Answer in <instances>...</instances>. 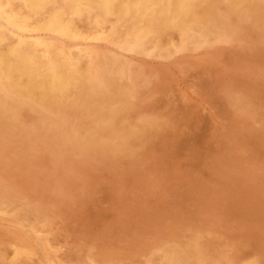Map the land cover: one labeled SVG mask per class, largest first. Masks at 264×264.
<instances>
[{
    "label": "rangeland",
    "instance_id": "rangeland-1",
    "mask_svg": "<svg viewBox=\"0 0 264 264\" xmlns=\"http://www.w3.org/2000/svg\"><path fill=\"white\" fill-rule=\"evenodd\" d=\"M126 1L122 18L70 15L75 38L9 35L98 85L72 83L59 105L33 95L0 128V264H264V0H194L183 27L172 9L162 27L157 6L138 21Z\"/></svg>",
    "mask_w": 264,
    "mask_h": 264
},
{
    "label": "bare ground",
    "instance_id": "bare-ground-1",
    "mask_svg": "<svg viewBox=\"0 0 264 264\" xmlns=\"http://www.w3.org/2000/svg\"><path fill=\"white\" fill-rule=\"evenodd\" d=\"M194 0H130V6L132 9V13L131 14H138V21H140L139 17L140 16H145L146 11L148 10L149 7L151 6H157L158 9L156 10V15L155 17L159 18L161 20V24L162 27H165V25H167V23L171 20V16H169V13L171 12L172 9V14L179 17L180 19V25L183 27L184 25H186V23H188V16H187V10L184 9L189 3L193 2ZM234 1H242V0H234ZM203 8V7H202ZM251 8V7H250ZM128 9V4L126 0H0V19L4 22L5 24V30L8 31V35L6 34L5 31H0V128H3L6 124H12L10 123L13 120V110L15 109V107L17 106V104L20 103H25L28 102L30 100L31 97H33V95L38 94L39 96H43L44 100H46L49 103H55L57 105L60 104L61 101L64 100L65 94L68 91L69 87L72 85V83L74 82H78L81 83L82 85H86L88 88L92 89L95 88L96 86V79L94 76L92 75H88L87 73H85L84 71H82L81 69L82 66L80 64V62H77L76 66L70 71L68 69L67 63L65 61H61V60H57L54 59L52 62V65H48L47 62H45V54L47 53V51L44 49L42 51L41 55H37L36 53H31L28 49L25 50L22 48H17L14 44H12L10 42V38L9 35L14 32V33H23V32H38V31H45V32H52V33H61V32H66V35L70 38H75L77 35V25L76 23H70L67 21L68 17L70 15H74V16H78L80 15V18H82V20L85 22H90L93 20H100L103 17L107 16V15H111V16H116V17H123L124 14L126 13ZM252 9V8H251ZM130 14V15H131ZM211 14V13H210ZM153 15V16H154ZM150 16V15H149ZM190 17V14H189ZM111 19V18H110ZM194 19L196 20V22L198 24H202L204 22V16L202 15L201 12H199L198 10L195 11V16ZM153 20V19H152ZM206 20V19H205ZM77 21V20H76ZM75 21V22H76ZM81 21V20H80ZM112 21V20H110ZM126 21V20H125ZM134 21V20H133ZM132 21V22H133ZM130 22V21H129ZM146 23V22H145ZM221 23V22H220ZM83 24V23H82ZM81 24V25H82ZM127 24V21L126 23ZM159 24V25H161ZM120 25V24H119ZM128 25H130L128 23ZM133 25V23H132ZM131 25V26H132ZM136 25V24H135ZM144 25V24H143ZM197 25V24H196ZM79 26V25H78ZM89 26V24H88ZM114 26V25H112ZM125 26V25H124ZM127 26V25H126ZM194 26V25H193ZM80 27V26H79ZM108 27V26H107ZM122 27V26H121ZM106 28V27H105ZM155 28V27H154ZM121 29V28H119ZM130 29V27L128 28ZM157 29V28H156ZM189 29V28H188ZM224 29V28H223ZM247 29V28H246ZM80 30V29H79ZM82 30V29H81ZM116 30V29H113ZM112 30V31H113ZM148 29H146L147 31ZM186 30V29H185ZM87 31V30H86ZM129 31V30H128ZM143 31V30H142ZM150 31V29H149ZM158 31V30H157ZM161 31V30H160ZM171 31V30H170ZM248 31V30H247ZM108 32V31H107ZM106 32V33H107ZM116 34L118 33V31H115ZM127 33V31H125ZM176 32V31H173ZM185 32V31H184ZM251 32V31H250ZM96 33V32H95ZM113 33V32H112ZM182 33V32H181ZM82 34V33H81ZM94 34V33H93ZM110 34V33H109ZM120 34V33H118ZM129 34V32H128ZM133 34V33H132ZM167 34V32H166ZM174 34V33H172ZM245 34V33H244ZM254 34V32H252V35ZM125 35V34H124ZM145 35V34H144ZM158 35V34H157ZM247 35V34H246ZM245 35V36H246ZM249 35V34H248ZM251 35V34H250ZM249 35V36H250ZM251 35V36H252ZM260 35V34H259ZM165 36V34H164ZM244 36V35H243ZM242 36V37H243ZM19 37V36H18ZM79 37V36H78ZM110 37V36H109ZM115 37V36H114ZM119 37V36H118ZM151 38V36H149ZM156 37V36H155ZM154 37V38H155ZM158 37V36H157ZM160 37V36H159ZM166 37V36H165ZM171 37V36H170ZM174 37V36H172ZM14 38V37H13ZM67 38V37H66ZM93 38V37H92ZM103 38V37H102ZM121 38V37H120ZM149 38V39H150ZM164 37L162 36V39ZM188 38V37H187ZM198 38V37H197ZM258 38V37H257ZM17 39V38H16ZM106 39V38H105ZM119 39V38H118ZM117 39V40H118ZM131 39V38H130ZM175 39V38H174ZM173 39V40H174ZM252 39V38H250ZM12 41V39H11ZM14 41V40H13ZM98 41V40H97ZM160 41V40H159ZM163 41V40H162ZM161 41V42H162ZM165 41V40H164ZM167 41V40H166ZM169 41V40H168ZM177 41V40H176ZM254 41V40H252ZM256 41V40H255ZM258 41V40H257ZM103 42V41H102ZM108 42V41H107ZM121 42V41H120ZM119 42V43H120ZM132 42V41H131ZM152 42V41H151ZM160 42V43H161ZM15 43V42H14ZM83 43V42H82ZM86 43V42H84ZM154 43V42H153ZM152 43V44H153ZM80 44V43H79ZM105 44V43H104ZM175 44V42H174ZM99 45V44H98ZM163 45V44H162ZM32 46V45H30ZM165 46V45H164ZM163 46V47H164ZM168 46V44H167ZM39 47V46H38ZM85 47V46H84ZM103 47V46H102ZM166 47V46H165ZM164 47V48H165ZM86 48V47H85ZM101 48V47H100ZM50 49V48H49ZM131 49V48H130ZM159 49V47H158ZM167 49V48H165ZM169 49V46H168ZM98 50V49H97ZM172 50V49H171ZM54 51V50H53ZM38 52V51H37ZM40 52V51H39ZM52 53V52H51ZM84 53V52H83ZM76 54H78L76 52ZM104 54V53H103ZM54 55V54H53ZM75 57V56H74ZM79 57V56H78ZM82 57V56H81ZM54 58V57H53ZM87 58V57H86ZM84 58V59H86ZM83 59V58H82ZM79 59V60H82ZM101 58H99L100 60ZM76 61V60H75ZM74 61V62H75ZM103 61V60H102ZM110 61V60H109ZM108 61V62H109ZM113 61V60H112ZM89 62V61H88ZM99 62V61H98ZM97 62V63H98ZM105 64L108 65V63H106V61H104ZM87 63V60H86ZM104 64V63H103ZM85 65V64H84ZM83 65V66H84ZM110 66V64H109ZM104 67V65H103ZM112 67V66H111ZM85 68V67H84ZM89 68V67H88ZM109 68V67H108ZM108 68H105L108 69ZM111 70V69H110ZM103 71V70H102ZM114 71V69H113ZM99 72V71H98ZM136 72V71H135ZM90 74V73H89ZM106 74V73H105ZM104 74V75H105ZM113 74V72H112ZM133 75V73H132ZM98 77V76H97ZM114 77V76H113ZM103 78V77H102ZM115 78V77H114ZM141 78V77H140ZM106 79V78H105ZM137 80H139L137 78ZM135 81V80H134ZM142 81V79H141ZM100 82V81H99ZM102 82V81H101ZM104 82V81H103ZM137 82V81H136ZM153 83V82H152ZM134 85L136 83H133ZM98 85V84H97ZM111 85V84H110ZM113 85H115L113 83ZM80 86V85H79ZM78 86V88H79ZM108 86V85H107ZM86 87V88H87ZM137 87V86H136ZM146 87V86H145ZM80 89V88H79ZM82 89V88H81ZM109 89V88H108ZM75 90V89H74ZM106 90V89H105ZM145 90V89H144ZM96 91V90H94ZM141 91V90H140ZM139 91V92H140ZM104 92V91H103ZM106 92V91H105ZM112 92V91H111ZM115 92V91H114ZM117 92V91H116ZM115 92V93H116ZM143 92V91H141ZM78 93V92H77ZM81 93V92H80ZM87 93V92H86ZM84 93V94H86ZM118 93V92H117ZM73 94V93H72ZM93 94V93H92ZM97 95V93H95ZM108 94V93H107ZM110 94V93H109ZM142 94V93H141ZM144 94V93H143ZM89 95V94H87ZM95 95V96H96ZM119 95V94H118ZM38 96V97H39ZM94 96V97H95ZM98 96V95H97ZM107 96V95H106ZM114 96V95H113ZM75 97V96H74ZM82 97H84L82 95ZM91 97V96H89ZM93 97V96H92ZM108 97V96H107ZM124 97V96H122ZM42 98V97H41ZM73 99V98H72ZM103 99V98H102ZM106 99V98H104ZM229 99V98H228ZM53 102H52V101ZM70 100V99H69ZM74 100V99H73ZM126 100V99H125ZM155 100V99H154ZM230 100V99H229ZM68 101V100H67ZM80 101V100H79ZM86 101V100H85ZM106 101V100H104ZM111 101V100H110ZM31 102V101H30ZM66 102V101H65ZM95 102V101H92ZM242 102V101H241ZM43 103V102H42ZM85 103V102H84ZM102 103V102H101ZM133 103V101H132ZM231 102H229L230 104ZM246 103V102H245ZM32 104V103H31ZM71 104V103H70ZM74 104V103H73ZM86 104V103H85ZM95 104V103H94ZM104 104V103H103ZM106 104V102H105ZM110 104L107 103V105ZM120 104V103H119ZM44 105V104H43ZM101 105V104H100ZM106 105V106H107ZM111 105V104H110ZM115 105V104H114ZM121 105V104H120ZM65 106V105H64ZM75 106V105H74ZM73 106V107H74ZM82 106V105H81ZM96 106V105H95ZM132 106V105H130ZM129 106V107H130ZM150 106V105H149ZM29 107V106H28ZM54 110H55V105L53 106ZM57 107V106H56ZM59 107V106H58ZM86 107V106H85ZM102 107V106H101ZM100 107V108H101ZM108 107V106H107ZM258 107V106H257ZM25 108V107H24ZM27 108V107H26ZM82 108V107H81ZM84 108V107H83ZM99 108V107H98ZM97 108V109H98ZM109 108V107H108ZM107 108V109H108ZM29 109V108H28ZM64 109V108H63ZM62 109V110H63ZM80 109V108H79ZM86 109V108H85ZM91 109V108H89ZM116 109V107H115ZM24 110V109H23ZM53 110V109H52ZM105 110V109H104ZM114 110V108H113ZM128 110V109H127ZM133 110V109H132ZM36 111V110H35ZM38 111V110H37ZM89 111V110H88ZM109 110H106L105 112H107ZM112 111V110H111ZM121 111V110H120ZM123 111V110H122ZM121 111V112H122ZM131 111V110H130ZM256 111V110H254ZM17 112V111H16ZM84 112V111H83ZM92 112V111H89ZM103 112V111H102ZM133 112V111H132ZM253 112V111H251ZM29 113V112H28ZM100 113V111H99ZM129 113V112H128ZM127 113V114H128ZM255 113V112H253ZM257 113V111H256ZM16 114V113H15ZM14 114V115H15ZM35 114V112H34ZM42 114V113H41ZM107 114V113H106ZM123 114V113H122ZM25 115V114H24ZM81 115V114H80ZM126 115V114H125ZM135 115V114H134ZM256 115V114H255ZM63 116V115H62ZM91 116V115H90ZM108 116V114H107ZM124 116V115H122ZM130 116V115H129ZM42 118V116H41ZM139 118V116H138ZM24 119V118H23ZM94 119V118H93ZM91 119V122H93ZM120 119V118H119ZM134 119V118H133ZM137 119V118H136ZM251 119V118H250ZM43 120V119H40ZM61 120V118H60ZM96 120V119H95ZM94 120V121H95ZM111 120V118H110ZM29 121V120H28ZM80 121V120H79ZM105 121V120H103ZM118 121V120H117ZM121 121V120H120ZM123 121V120H122ZM136 121V120H135ZM247 121V120H246ZM99 122V121H98ZM130 122V121H129ZM139 122V121H138ZM27 123V122H26ZM67 123V121H66ZM72 122H69V124H71ZM108 123V122H107ZM111 123V122H110ZM118 123V122H117ZM136 123V122H135ZM28 124V123H27ZM37 124L36 122L34 123V125ZM81 124V123H80ZM88 124V123H87ZM99 124V123H98ZM130 124V123H128ZM126 124V125H128ZM40 124H38L39 126ZM102 125V124H101ZM106 125V124H105ZM109 125V124H108ZM119 125V124H118ZM134 125V124H133ZM137 125V123H136ZM144 125V124H143ZM8 126V125H6ZM26 126V125H25ZM41 126V125H40ZM67 126V125H66ZM76 126V125H75ZM94 126V125H93ZM104 126V125H103ZM127 127V126H125ZM139 127V126H138ZM7 128V127H6ZM38 128V127H37ZM37 128L35 127V129L37 130ZM77 128V127H76ZM75 128V129H76ZM79 128V127H78ZM100 128V127H99ZM104 128V127H103ZM116 128V127H114ZM128 128V127H127ZM143 128V127H141ZM148 128V126H147ZM80 129V128H79ZM105 129V128H104ZM119 129V128H118ZM130 129V128H128ZM45 130V129H44ZM56 130V129H55ZM60 130V128H59ZM58 130V131H59ZM120 130V129H119ZM74 131V130H73ZM100 131V130H99ZM98 131V132H99ZM107 131V128H106ZM105 131V132H106ZM159 131V130H158ZM6 132V131H5ZM3 132V133H5ZM8 132V131H7ZM16 132V131H15ZM50 132V131H49ZM52 132V131H51ZM80 132V131H79ZM83 132V131H82ZM2 133V132H1ZM11 133V132H10ZM55 133V132H54ZM53 133V135H54ZM62 133V132H61ZM73 133V132H72ZM103 133V132H102ZM118 133V132H117ZM50 134V133H48ZM60 134V133H59ZM82 134V133H81ZM92 134V133H91ZM4 135V134H3ZM9 136V134H7ZM15 135L17 136V132L15 133ZM36 135V133H35ZM52 135V134H51ZM57 135V134H56ZM70 135V134H69ZM120 135V134H119ZM118 135V136H119ZM2 135H0L1 137ZM5 136V135H4ZM47 136V135H46ZM62 136V135H61ZM71 136V135H70ZM83 136V135H82ZM81 136V137H82ZM85 136V134H84ZM115 136V135H114ZM117 136V135H116ZM22 137V136H21ZM39 137V135H38ZM92 137V136H91ZM122 137V136H119ZM124 137V136H123ZM3 138V137H2ZM56 138V137H55ZM84 138V137H83ZM87 138V137H86ZM117 138V137H116ZM115 138V140H116ZM146 138V137H145ZM1 139V138H0ZM7 138H5L6 141ZM79 139V137H78ZM97 139V138H96ZM108 139V138H107ZM114 139V138H113ZM120 140V138H118ZM4 140V139H3ZM10 140V139H8ZM41 140V139H40ZM82 140V139H81ZM87 140V139H86ZM89 140V138H88ZM122 140V139H121ZM125 140V139H124ZM31 141H33V139H31ZM35 141V140H34ZM47 141V140H46ZM68 141V140H67ZM72 141V140H71ZM70 141V142H71ZM85 141V140H84ZM93 141V140H92ZM90 141V143L92 142ZM113 141V140H112ZM111 141V142H112ZM131 141V140H130ZM20 142V141H18ZM64 142V141H63ZM69 142V145H70ZM79 142V141H78ZM96 142V141H95ZM108 142V141H107ZM122 142V141H121ZM125 142V141H124ZM1 143V142H0ZM31 143V142H30ZM29 143V144H30ZM34 143V142H33ZM46 143V142H45ZM49 143V141L47 142ZM80 143V142H79ZM89 143V144H90ZM94 143V141L92 142ZM102 143V142H101ZM115 143V142H114ZM120 143V142H119ZM118 143V144H119ZM52 144V143H50ZM49 144V145H50ZM55 144V143H54ZM64 144V143H63ZM76 144V143H75ZM112 144V143H111ZM122 144V143H121ZM125 144V143H123ZM137 144V143H136ZM135 144V145H136ZM4 145V144H3ZM15 145V143H14ZM31 145V144H30ZM37 145V144H36ZM46 145V144H45ZM81 145V144H80ZM88 145V143H87ZM113 145V144H112ZM256 145V144H255ZM27 146V145H26ZM32 146V145H31ZM30 146V147H31ZM48 146V145H47ZM61 146V145H60ZM63 146V145H62ZM61 146V147H62ZM68 146V145H67ZM72 146V145H71ZM116 146V145H115ZM137 146V145H136ZM2 147V146H1ZM0 147V149H1ZM13 147V145H12ZM18 147V146H17ZM39 147V146H38ZM65 147V146H64ZM63 147V148H64ZM76 147V146H75ZM80 147V146H79ZM86 147V146H85ZM111 148V145L109 146ZM109 147L107 148V150L109 149ZM25 148V147H24ZM23 148V150H24ZM68 149V147H66ZM70 148V147H69ZM122 148V147H121ZM152 148V147H151ZM252 148V147H251ZM46 149V148H45ZM58 149V148H57ZM87 149V148H86ZM85 149V150H86ZM89 149V148H88ZM87 149V150H88ZM112 149V148H111ZM127 149V148H126ZM224 149V148H223ZM244 149V148H243ZM11 150V147L9 149V151ZM13 150V148H12ZM17 150V149H16ZM21 150V149H20ZM40 150V149H39ZM52 150V149H51ZM65 150V149H64ZM116 150V149H114ZM118 150V149H117ZM146 150V149H145ZM46 151V150H45ZM54 151V150H53ZM56 151V150H55ZM63 151V150H62ZM68 151V150H67ZM75 151V150H74ZM122 151V150H121ZM153 151V150H152ZM258 151V150H257ZM1 152V151H0ZM23 152V151H22ZM28 152V151H27ZM39 152V151H38ZM48 152V151H47ZM51 152V151H50ZM100 152V150H99ZM111 152V151H109ZM114 152V151H113ZM242 152V151H241ZM62 153V152H61ZM67 153H71L72 152H67ZM1 154V153H0ZM9 154V153H8ZM15 154V153H14ZM65 154V153H64ZM84 154V152H83ZM93 154V153H92ZM112 154V153H111ZM110 154V155H111ZM140 154V153H139ZM18 155V154H16ZM23 155V153H22ZM56 155V153H55ZM74 155V154H73ZM7 156V155H6ZM45 156V155H44ZM67 156V155H66ZM87 156V154H86ZM127 156V155H126ZM10 157V156H9ZM28 157V156H27ZM58 157V156H57ZM93 157V156H92ZM107 157V156H106ZM109 157V156H108ZM107 157V158H108ZM3 158V157H2ZM1 158V160H2ZM22 158V157H21ZM45 159H47L46 157H43ZM61 158V156H60ZM18 159V158H17ZM20 159V158H19ZM58 159V158H56ZM70 159V158H68ZM88 159V158H87ZM86 159V160H87ZM97 159V158H96ZM119 159V158H118ZM71 160V159H70ZM93 160H95V158H93ZM108 160V159H107ZM128 160V159H127ZM7 161V159L5 160ZM29 161V160H26ZM48 161V160H47ZM53 161V160H52ZM15 162V161H14ZM18 162V161H17ZM15 162V163H17ZM24 162V161H22ZM44 162V161H43ZM50 162V160H49ZM48 162V163H49ZM88 161H86L87 163ZM107 162V161H106ZM112 162V160H111ZM29 163V162H28ZM47 163V165H48ZM129 163V162H127ZM84 164V163H82ZM101 164V163H100ZM107 164V163H106ZM105 164V165H106ZM113 164V163H112ZM27 165V164H26ZM32 165V164H31ZM46 165V163H45ZM92 165V164H90ZM129 165V164H128ZM131 165V164H130ZM4 166V165H3ZM28 166V165H27ZM27 166L25 168V170L27 169ZM37 166V165H36ZM88 167V166H87ZM91 167V166H90ZM5 168V167H4ZM10 168V167H9ZM8 168V169H9ZM24 168V167H23ZM22 168V169H23ZM49 168V167H48ZM95 168V167H94ZM31 170L33 169L30 168ZM51 169V168H50ZM49 169V170H50ZM60 169V168H59ZM13 170V169H12ZM11 171V170H10ZM16 171V170H15ZM23 171V170H22ZM21 171V172H22ZM29 171V170H28ZM70 171V170H69ZM17 172V171H16ZM24 172V171H23ZM46 172H48V170H46ZM56 172V171H55ZM15 173V172H14ZM54 173V172H53ZM61 173V172H60ZM19 174V173H17ZM28 173H26L27 175ZM31 174V172H30ZM29 174V175H30ZM52 175V174H51ZM32 176V175H31ZM84 176V175H83ZM21 177V176H20ZM70 177V176H69ZM2 178V177H1ZM25 178V177H24ZM16 179V178H15ZM19 179V178H18ZM17 179V180H18ZM56 179V178H55ZM71 179V177L69 178ZM21 180V179H20ZM31 180V179H30ZM26 181V180H25ZM34 181V180H32ZM71 181V180H70ZM6 182V181H5ZM13 182V181H12ZM73 182V181H72ZM52 183V182H51ZM50 183V184H51ZM66 183V182H65ZM75 183V182H74ZM19 184V183H17ZM67 184L69 185V183L67 182ZM71 184V182H70ZM23 185V184H22ZM26 185V184H24ZM30 185V184H29ZM32 185V184H31ZM77 185V184H75ZM7 186V185H6ZM32 187V186H31ZM53 187V186H52ZM63 187V185H62ZM22 188V187H21ZM27 188V187H26ZM25 188V189H26ZM29 188V187H28ZM39 188V187H38ZM37 188V189H38ZM49 188V185H48ZM66 188V187H65ZM2 189V187H1ZM0 189V190H1ZM24 189V188H23ZM13 190V189H12ZM49 190V189H48ZM3 191V189H2ZM1 191V193H2ZM18 191V190H16ZM40 191V190H39ZM46 191V190H45ZM65 191V190H64ZM39 194V192H37ZM5 194V193H4ZM11 194H13L11 192ZM46 194V193H44ZM7 195V194H6ZM9 195V193H8ZM32 195V194H31ZM30 195V196H31ZM227 195V194H226ZM1 196V195H0ZM38 196V195H37ZM40 196V195H39ZM3 197V195H2ZM48 197V196H47ZM56 197V195L54 196ZM7 199V198H5ZM10 199V198H9ZM13 199V196H12ZM10 199V200H12ZM32 199V198H31ZM37 199V198H36ZM45 199V198H44ZM53 199V198H52ZM63 199V197H62ZM28 200V199H27ZM64 200V199H63ZM66 200V199H65ZM6 201V200H5ZM35 201V200H34ZM52 201V200H51ZM209 201V200H208ZM212 201V200H211ZM30 202V201H29ZM39 202V199L38 201ZM207 202V201H205ZM41 203V202H40ZM58 203V202H57ZM211 203V202H210ZM22 204V203H21ZM60 204V203H59ZM65 204V203H64ZM40 205V204H39ZM48 205H52L51 203ZM57 205V204H56ZM61 205V204H60ZM63 206V205H62ZM38 207V206H37ZM40 208V207H39ZM44 208V207H43ZM50 208H52L50 206ZM47 208V209H50ZM58 208V207H56ZM62 208V207H61ZM18 209V208H17ZM55 209V208H54ZM3 210V209H2ZM1 210V211H2ZM11 210V209H10ZM16 211V210H15ZM18 211V210H17ZM10 213L11 212H7ZM6 213V214H7ZM33 213V211H32ZM216 214V213H215ZM9 215V214H8ZM32 215V214H31ZM46 215V214H45ZM38 216V215H37ZM45 217V216H44ZM43 218V215L41 217V219ZM209 218V217H208ZM39 219V218H38ZM37 219V220H38ZM31 221V220H30ZM40 222V220H39ZM38 222V223H39ZM37 223V225H38ZM30 224V223H29ZM40 225V224H39ZM185 225V224H184ZM54 226V225H53ZM183 228V227H182ZM181 228V229H182ZM210 228V227H209ZM208 228V229H209ZM167 230V229H166ZM169 230V229H168ZM37 231V230H36ZM209 231V230H208ZM38 232V231H37ZM167 232V231H166ZM186 232V231H185ZM210 232V231H209ZM53 233V232H52ZM51 233V234H52ZM203 233V232H202ZM162 234V233H161ZM166 235V233H165ZM54 236V235H53ZM156 237V236H155ZM195 237V235H194ZM208 237V236H207ZM52 238V237H51ZM211 238V237H210ZM189 239V238H188ZM53 240V239H52ZM210 240V239H209ZM151 241L153 242L154 240L151 239ZM199 242V241H198ZM208 242V241H207ZM217 242V241H216ZM197 243V242H196ZM200 243V242H199ZM203 243V242H202ZM201 243V244H202ZM205 243V242H204ZM211 243V242H210ZM213 243H214V239H213ZM51 245V243H49ZM155 244V243H154ZM153 244V245H154ZM235 244V243H234ZM49 245V246H50ZM57 245V244H56ZM191 245V244H190ZM199 245V244H198ZM204 245V244H203ZM207 246L209 244H206ZM56 247V246H55ZM203 248L205 246H202ZM152 248V247H151ZM178 248V247H177ZM190 249L192 247H189ZM54 249V248H53ZM57 249V248H56ZM86 249V248H85ZM148 249V248H147ZM146 249V250H147ZM188 249V250H190ZM218 249V248H216ZM225 249V248H224ZM223 249V250H224ZM227 249V248H226ZM235 249V248H234ZM80 250V249H79ZM176 250V249H175ZM229 250V248H228ZM69 251V250H68ZM92 251V250H91ZM167 251V250H166ZM165 251V252H166ZM209 251V249H208ZM221 251V250H220ZM236 251V250H235ZM55 252V251H54ZM79 252V251H78ZM96 252V251H95ZM100 252V251H99ZM97 252V253H99ZM106 252V251H105ZM171 252V251H170ZM190 252V251H189ZM211 252V251H210ZM209 252V253H210ZM66 253V252H65ZM69 254V252H67ZM77 253V252H76ZM75 253V254H76ZM80 253V252H79ZM91 253V252H90ZM93 253V252H92ZM104 253V252H103ZM102 253V254H103ZM130 253V252H129ZM136 253V252H135ZM138 253V251H137ZM140 253V252H139ZM188 253V252H187ZM191 253V252H190ZM208 253V254H209ZM213 253V252H212ZM63 254V253H60ZM59 254V255H60ZM100 254V253H99ZM189 254V253H188ZM207 254V257H208ZM216 254V253H215ZM12 255V254H10ZM86 255V253H85ZM94 255V253H93ZM126 255V254H125ZM130 255V254H128ZM139 255V254H138ZM203 255V254H202ZM221 255V253H220ZM232 255V254H231ZM235 255V254H234ZM240 255V254H239ZM9 256V254H8ZM98 256V255H97ZM95 255V257H97ZM115 256V255H114ZM121 256V255H120ZM119 256V257H120ZM127 256V255H126ZM132 256V255H131ZM136 256V255H135ZM134 256V257H135ZM162 256V255H159ZM191 256V254H190ZM197 256V255H195ZM205 256V255H204ZM203 256V259H204ZM59 257V256H58ZM66 257V256H64ZM92 257V256H90ZM142 257V256H141ZM177 257V256H176ZM194 257V256H193ZM206 257V258H207ZM213 257V256H212ZM217 257V256H216ZM224 257V256H223ZM72 258V257H71ZM77 258V257H75ZM80 258V257H79ZM102 258V257H101ZM122 258V257H121ZM133 258L130 257L129 259ZM156 258V257H155ZM183 258V257H182ZM244 258V257H243ZM262 258V257H261ZM6 259V258H5ZM20 259V258H19ZM74 259V258H73ZM82 259V257H81ZM96 259V258H95ZM120 259V258H119ZM118 259V260H119ZM125 259H128L125 257ZM144 259V258H143ZM153 259V258H152ZM177 259V258H176ZM180 259V257H179ZM194 259V258H192ZM198 259V258H197ZM217 259V258H216ZM235 259V258H234ZM238 259V258H237ZM248 259V258H247ZM264 259V258H263ZM61 260V259H60ZM64 260V259H63ZM66 260V259H65ZM77 260H80L77 258ZM84 260V259H83ZM104 260V258L102 259ZM121 260V259H120ZM124 260V259H123ZM174 261H176L175 259H173ZM188 260V258H187ZM67 261V260H66ZM81 261V260H80ZM122 261V260H121ZM147 261V260H146ZM151 261V260H150ZM168 261V260H167ZM181 261V260H180ZM183 261V259H182ZM192 261V260H191ZM206 261V260H205ZM209 261V260H208ZM211 261V260H210ZM213 261V259H212ZM211 261V262H212ZM220 261V259H219ZM218 261V262H219ZM222 261V260H221ZM62 262V261H61ZM65 262V261H64ZM70 262V261H68ZM83 262V261H82ZM93 262V261H92ZM102 262V261H101ZM105 262V261H104ZM125 262V261H124ZM152 262V261H151ZM155 262V261H154ZM238 261H236L237 263ZM262 262V261H261ZM20 263V261H19ZM67 263V262H66ZM88 263V262H86ZM97 262H95L96 264ZM127 263V261H126ZM133 263H134V259H133ZM141 263V262H140ZM170 263V262H169ZM172 263V262H171ZM208 263V262H206ZM221 263V262H219ZM260 263V262H259ZM27 264V263H26ZM68 264V263H67ZM71 264V263H69ZM73 264V263H72ZM76 264V262L74 263ZM101 264V263H100ZM117 264V263H116ZM124 264V263H123ZM136 264V263H135ZM176 264V263H175ZM183 264V263H182ZM203 264V263H202ZM212 264V263H210ZM214 264V262H213ZM218 264V263H217ZM222 264V263H221ZM242 264V263H241Z\"/></svg>",
    "mask_w": 264,
    "mask_h": 264
}]
</instances>
